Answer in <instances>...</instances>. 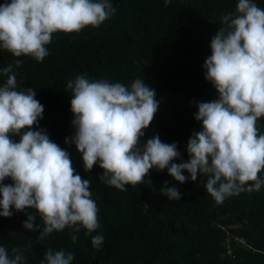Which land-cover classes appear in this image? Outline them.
Returning a JSON list of instances; mask_svg holds the SVG:
<instances>
[{"label": "clouds", "instance_id": "9594fccd", "mask_svg": "<svg viewBox=\"0 0 264 264\" xmlns=\"http://www.w3.org/2000/svg\"><path fill=\"white\" fill-rule=\"evenodd\" d=\"M169 2L164 0L165 5ZM116 11L113 0H4L0 51L40 62L49 54L47 45L54 33L96 28ZM220 23L202 65L204 79L217 96L194 101L199 127L187 140L186 161L176 142H163L158 134L141 142L160 103L144 78L129 85L87 75L67 81L73 133L65 143L75 146L86 172L97 165L103 170L99 181L119 191H127L126 185L151 186L146 179L150 169H166L179 184L197 182L199 173L204 190L217 204L242 191L260 190L264 132L257 121L264 118V7L256 0H237L235 12L223 15ZM21 64L20 59L14 61L15 66ZM14 65L0 67V76L7 77L0 83V217L24 212L27 219L22 226L38 232L36 239L43 241L68 228L74 242L82 228L89 236L100 227L90 181L73 168L67 149L38 126L44 106L33 88L17 89ZM6 179L11 183H4ZM159 191L170 201L182 195L168 181ZM103 242L102 233L91 235L93 248L99 249ZM23 260L19 248L9 252L0 245V264H23ZM73 260L72 252L49 247L39 264H73Z\"/></svg>", "mask_w": 264, "mask_h": 264}, {"label": "trees", "instance_id": "16d2710c", "mask_svg": "<svg viewBox=\"0 0 264 264\" xmlns=\"http://www.w3.org/2000/svg\"><path fill=\"white\" fill-rule=\"evenodd\" d=\"M113 2L117 11L100 26L54 33L47 45L49 54L40 62L0 51V67L22 60L13 67L17 89H34L44 106L38 126L67 149L73 168L90 181L100 225L91 235L102 233L104 242L93 248L91 235L85 236L83 228L74 242L68 228L41 241L36 239L38 232L22 226L26 214L14 212L10 218L0 217V245L9 252L19 248L23 264H39L49 247L72 252L73 264H264V185L217 204L204 190L199 173L197 182L179 184L166 169H150L146 179L151 186L126 185L127 191H119L99 181L103 170L97 165L86 172L75 146L65 143L73 133L71 91L66 84L77 75L125 85L144 78L160 103L141 142L158 134L163 142L177 143L184 161L187 140L199 127L194 101L217 96L204 79L202 65L210 55V40L221 26L220 18L235 12L237 0H170L167 5L164 0ZM256 3L264 7V0ZM6 78L0 76V83ZM257 127L264 132V118ZM165 181L179 188L180 200L160 194ZM33 223L35 227L39 217ZM230 236L246 241L232 244L233 260L227 250Z\"/></svg>", "mask_w": 264, "mask_h": 264}, {"label": "built area", "instance_id": "2783aa9c", "mask_svg": "<svg viewBox=\"0 0 264 264\" xmlns=\"http://www.w3.org/2000/svg\"><path fill=\"white\" fill-rule=\"evenodd\" d=\"M228 243H229L227 246L228 255H229V258L233 260L234 254H233L232 244H239V243L245 244L246 241L243 238L230 236L228 239Z\"/></svg>", "mask_w": 264, "mask_h": 264}]
</instances>
